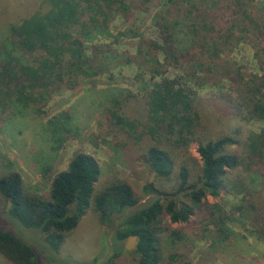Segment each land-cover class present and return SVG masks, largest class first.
<instances>
[{
	"label": "trees",
	"instance_id": "obj_1",
	"mask_svg": "<svg viewBox=\"0 0 264 264\" xmlns=\"http://www.w3.org/2000/svg\"><path fill=\"white\" fill-rule=\"evenodd\" d=\"M134 1L157 8V37L141 38L135 54L96 42L112 37V22L129 13L132 0H35L28 13L1 23L0 120L41 113L61 91L76 92L84 82L113 80L118 71L134 69L140 93L108 92L101 136L125 157L141 154L156 176L173 183L143 187L145 195L154 196L122 223L117 241L139 236L140 264L162 263L166 233L174 243L182 240L178 231L169 232L174 224L196 222L214 234V244L239 253L230 226L264 242V1ZM243 44L253 50L255 73L233 58ZM201 90L215 92L211 104L219 121L229 125L218 135L202 131ZM251 122L262 126L259 132L245 130ZM44 127L55 151L80 133L69 112ZM194 143H199V160L190 151ZM6 169L0 177V215L41 234L53 253L89 210L109 220L140 203L126 182L100 186L101 166L83 150L53 177L45 194L30 189L11 164ZM45 170L44 175L50 168ZM222 191L240 196L231 211L208 200ZM23 239L0 229V254L12 264H41L37 247ZM123 252L118 249L106 264Z\"/></svg>",
	"mask_w": 264,
	"mask_h": 264
},
{
	"label": "rangeland",
	"instance_id": "obj_2",
	"mask_svg": "<svg viewBox=\"0 0 264 264\" xmlns=\"http://www.w3.org/2000/svg\"><path fill=\"white\" fill-rule=\"evenodd\" d=\"M35 0H0V25L21 17L19 13H28L30 5ZM264 1V0H261ZM23 3V5H21ZM156 4L143 6L132 0V8L126 16L117 17L111 24L112 37H100L97 43H115V48L135 54L141 38L155 40L156 29L153 19L157 13ZM236 63L249 73L258 70L253 50L248 45H241L233 54ZM135 70L129 67L118 71L113 80L107 76L94 81L84 82L82 87L74 92L64 90L52 96L42 109V112H23L22 117L9 116L0 120V177L6 172V166L11 164L21 174L27 186L39 194L50 191L53 177L68 168L73 154L83 150L93 155L102 169L100 186L113 180L128 183L134 189L140 203L136 208H130L120 214H115L109 220H102L100 214L89 210L82 218L76 230L68 234L59 252L53 253L46 248L44 237L38 232L26 230L18 221L12 220L8 214L0 215V229L9 230L22 239L36 246L41 264H106L118 250H124L122 256L114 264H140L141 255L126 251V243L117 241V233L122 229V223L134 214L139 207L146 204L154 195H145L143 187L149 182L170 187L172 181L156 176L153 169L142 158L125 157L110 142L104 139L103 116L105 104L109 101V91L140 93L141 84L134 79ZM202 108V131L218 135L229 128L226 120L219 121L217 110L211 104L216 98L212 90L200 91L197 97ZM62 112H69L74 118V124L80 127V133L70 136L60 151H55L53 142L44 134V125ZM220 115V114H219ZM219 121V123L217 122ZM262 126L255 122L245 126V130L259 132ZM199 143H194L191 154L200 159ZM50 168L48 173L45 169ZM238 195H228L221 192L218 198H209L212 204L221 209L231 211L239 204ZM238 219H241L237 215ZM195 216L192 217V220ZM163 224L168 227L169 218ZM236 235V245L239 252L214 244L213 233H205L203 226L196 222L191 224H174L170 231H178L183 237L175 243L164 235L162 245L164 260L161 264H264V242L244 232L241 226H230ZM245 238V240H243ZM23 239V240H24ZM240 255V256H239ZM243 259L247 261L242 262ZM0 264H12L0 254Z\"/></svg>",
	"mask_w": 264,
	"mask_h": 264
},
{
	"label": "water",
	"instance_id": "obj_3",
	"mask_svg": "<svg viewBox=\"0 0 264 264\" xmlns=\"http://www.w3.org/2000/svg\"><path fill=\"white\" fill-rule=\"evenodd\" d=\"M139 244H140V237L137 235H132L128 238L127 243H126V251L131 253L134 251H137L139 249Z\"/></svg>",
	"mask_w": 264,
	"mask_h": 264
}]
</instances>
